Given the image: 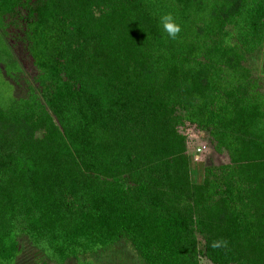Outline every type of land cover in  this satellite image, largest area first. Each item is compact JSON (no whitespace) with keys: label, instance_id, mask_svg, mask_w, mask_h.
I'll list each match as a JSON object with an SVG mask.
<instances>
[{"label":"trees","instance_id":"obj_1","mask_svg":"<svg viewBox=\"0 0 264 264\" xmlns=\"http://www.w3.org/2000/svg\"><path fill=\"white\" fill-rule=\"evenodd\" d=\"M263 49L264 0H0V264H264Z\"/></svg>","mask_w":264,"mask_h":264},{"label":"rangeland","instance_id":"obj_2","mask_svg":"<svg viewBox=\"0 0 264 264\" xmlns=\"http://www.w3.org/2000/svg\"><path fill=\"white\" fill-rule=\"evenodd\" d=\"M263 63L264 49L255 53L253 56H250L247 64L255 73H260L262 71ZM204 144H207L208 148L201 154H198L197 149ZM189 151L192 163L195 165L194 176L196 177L197 175V179L202 178L205 165H220L229 160L227 153H218L213 149L208 138L199 136L192 137L189 142ZM25 248L21 264H53L44 254L33 248L27 241H25ZM92 259L95 264H145L127 240L121 241L113 248L99 253ZM201 264L213 263L209 259L202 257Z\"/></svg>","mask_w":264,"mask_h":264},{"label":"clouds","instance_id":"obj_3","mask_svg":"<svg viewBox=\"0 0 264 264\" xmlns=\"http://www.w3.org/2000/svg\"><path fill=\"white\" fill-rule=\"evenodd\" d=\"M160 19L164 31L169 35V37L175 39L182 30L181 25L176 21L175 17L171 13L162 15Z\"/></svg>","mask_w":264,"mask_h":264},{"label":"built area","instance_id":"obj_4","mask_svg":"<svg viewBox=\"0 0 264 264\" xmlns=\"http://www.w3.org/2000/svg\"><path fill=\"white\" fill-rule=\"evenodd\" d=\"M207 149V146L204 144V145H201L198 149H197V153L198 154H201L202 152H204L205 150Z\"/></svg>","mask_w":264,"mask_h":264},{"label":"crops","instance_id":"obj_5","mask_svg":"<svg viewBox=\"0 0 264 264\" xmlns=\"http://www.w3.org/2000/svg\"><path fill=\"white\" fill-rule=\"evenodd\" d=\"M198 178V177H197Z\"/></svg>","mask_w":264,"mask_h":264}]
</instances>
